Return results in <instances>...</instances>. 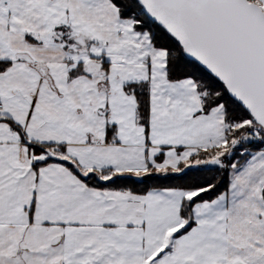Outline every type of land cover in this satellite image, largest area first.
Segmentation results:
<instances>
[{"label":"snow or ice","instance_id":"1","mask_svg":"<svg viewBox=\"0 0 264 264\" xmlns=\"http://www.w3.org/2000/svg\"><path fill=\"white\" fill-rule=\"evenodd\" d=\"M0 264H264V0H0Z\"/></svg>","mask_w":264,"mask_h":264}]
</instances>
